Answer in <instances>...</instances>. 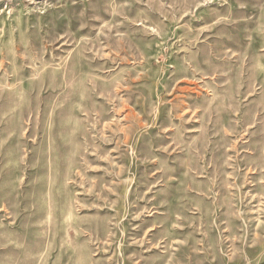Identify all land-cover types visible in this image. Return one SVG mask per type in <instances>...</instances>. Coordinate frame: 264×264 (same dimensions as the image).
<instances>
[{"label": "rangeland", "instance_id": "374dc122", "mask_svg": "<svg viewBox=\"0 0 264 264\" xmlns=\"http://www.w3.org/2000/svg\"><path fill=\"white\" fill-rule=\"evenodd\" d=\"M0 264H264V0H0Z\"/></svg>", "mask_w": 264, "mask_h": 264}]
</instances>
